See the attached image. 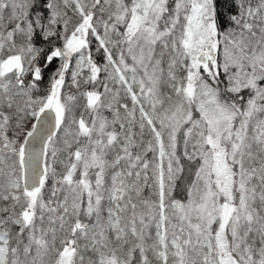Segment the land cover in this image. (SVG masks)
Here are the masks:
<instances>
[{
    "label": "snow or ice",
    "instance_id": "snow-or-ice-1",
    "mask_svg": "<svg viewBox=\"0 0 264 264\" xmlns=\"http://www.w3.org/2000/svg\"><path fill=\"white\" fill-rule=\"evenodd\" d=\"M0 264H264V0H0Z\"/></svg>",
    "mask_w": 264,
    "mask_h": 264
}]
</instances>
